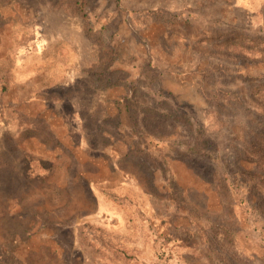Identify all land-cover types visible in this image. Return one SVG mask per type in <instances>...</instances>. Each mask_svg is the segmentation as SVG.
Returning <instances> with one entry per match:
<instances>
[{
    "label": "rangeland",
    "instance_id": "rangeland-1",
    "mask_svg": "<svg viewBox=\"0 0 264 264\" xmlns=\"http://www.w3.org/2000/svg\"><path fill=\"white\" fill-rule=\"evenodd\" d=\"M263 154L264 0H0V264H264Z\"/></svg>",
    "mask_w": 264,
    "mask_h": 264
},
{
    "label": "trees",
    "instance_id": "trees-1",
    "mask_svg": "<svg viewBox=\"0 0 264 264\" xmlns=\"http://www.w3.org/2000/svg\"><path fill=\"white\" fill-rule=\"evenodd\" d=\"M78 9L79 10H83V4L82 3H78ZM180 119H183L184 117H178ZM189 127H193L192 123H190ZM197 134L195 137V144H194V149L200 153V155H203L206 153L205 149V145H209V148H212L213 145V141L211 139V137H208V135L206 134L204 129L198 128L197 130ZM264 155V154H263ZM258 164L262 165V167H264V156L260 157V161H258Z\"/></svg>",
    "mask_w": 264,
    "mask_h": 264
}]
</instances>
